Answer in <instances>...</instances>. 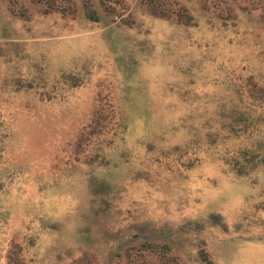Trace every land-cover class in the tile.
Here are the masks:
<instances>
[{
	"label": "rangeland",
	"instance_id": "rangeland-1",
	"mask_svg": "<svg viewBox=\"0 0 264 264\" xmlns=\"http://www.w3.org/2000/svg\"><path fill=\"white\" fill-rule=\"evenodd\" d=\"M163 1L0 0V74L9 70L17 72L16 78L19 70L27 74L29 68H36L37 73V77H26L34 89L0 91V126L14 133V151L7 158L25 168L5 177L0 212L6 214L1 219L15 221L24 229L29 223L21 239L40 243L41 255L51 247L55 264H68L84 252L94 254L93 264H163L154 254L138 256L133 249L149 241L162 256L165 233L164 242L185 264H264V225L257 222L264 212L253 206L263 194L242 179L223 175L214 159L235 144L222 145L215 152L211 146L184 145L182 140L190 139L185 132L163 138V126L156 130L146 126L151 116H163V101L200 99L195 103L199 104L217 92L224 75L242 74L264 84V0H178L207 1L220 7L237 3L260 22L241 27L244 21L238 20L236 25L218 28H211L200 16L202 21L193 18L183 25L154 15L153 11H163ZM171 8L175 19L180 9ZM220 9L211 8L210 16L215 17ZM92 10L95 17H89ZM189 11L186 17L193 15ZM103 42L113 52L117 43L131 46V70L140 73L136 77L141 86L135 91L137 102L129 109L143 116L133 119L124 144L116 142L118 151L109 164L89 167L90 137L84 134L82 141H86L77 147L71 133L102 130L99 135L105 139L109 126L124 124L116 122L123 114L120 105L131 102H126L129 97L123 90L118 97L112 91L117 84L108 77L112 65L98 71L96 59H86L96 50L92 46ZM119 56L123 60L126 54ZM69 57V61L81 60L77 70L85 82H78L84 87L94 85L91 97L98 95L100 108L108 115L107 120L101 119L102 126L90 121V113L98 107L89 109L87 93L77 99L78 105L73 97L60 106L37 101L56 91L54 72L61 68L60 61L69 64ZM218 67L227 72L212 76ZM2 164L1 169L11 167ZM44 211H51L50 217L64 227L60 238L51 236L57 242L49 243L50 236L42 235V225L34 222L40 219L42 223ZM31 215L36 218L31 220ZM10 232L22 235L16 227ZM68 244L69 253L61 249Z\"/></svg>",
	"mask_w": 264,
	"mask_h": 264
},
{
	"label": "trees",
	"instance_id": "trees-1",
	"mask_svg": "<svg viewBox=\"0 0 264 264\" xmlns=\"http://www.w3.org/2000/svg\"><path fill=\"white\" fill-rule=\"evenodd\" d=\"M163 3H165L163 4V11L160 10V13L153 11V14L164 20L174 21L183 25L190 24L189 21H193V18L198 19L197 17L199 16L204 19L203 22L205 24L211 25V28H218L219 25L227 26L229 23H231L232 25H236L235 21L238 20L244 21H241V27H244L246 25V22L250 24L260 23L257 19H253L249 15V10L247 11L245 7L236 5L237 3H230V5L226 4L224 7H220V5L216 3L207 4V1H199V4L198 2L196 4H193L192 2L189 3L187 1V4L178 0H165L163 1ZM87 4L88 2L85 3V9H87ZM172 6H176L180 9V14H176L175 19L171 18V15L173 13L171 8ZM211 8L221 9L215 17H211L209 11ZM190 9L193 11V15L190 16L189 14V16L186 17L185 15L190 12ZM88 13L90 14L89 17H92L95 11L92 10ZM199 20L202 21V19L200 18L198 19V21ZM117 45L119 47L114 46L115 51L113 52L111 50L112 46H107V44L103 42L101 43V45L98 44L97 46H92L93 48H96L94 54L86 55V59L89 62H92L93 58L96 59L95 64H99L98 66H96V69H98V71L105 65H112L113 68L110 72L111 75L108 77H113V79L115 80L114 82L117 83H114V88H112V91L115 92L114 94H116L118 97L119 92L123 90V92L126 94V97H129L126 102L131 101L128 104H122L125 106L120 105L121 109L118 108L119 110L123 111V114L119 115L116 118V122L124 124H118L111 127L109 126L111 130L104 132L105 134H108V136H105V139L101 138V136L99 135L103 134L102 130H89L85 132L80 130V132L71 133L73 135L75 134V145L77 147L82 146L86 141H82V137L84 134L87 133L86 135L90 137L91 151L89 156L87 157V165L89 167H91L93 164H109L108 159L115 156L114 152L118 151L116 150V148L119 147L117 145L124 144L126 142L125 134L129 133L127 131L131 127V122H133V119L139 118V116H143V114H133V112L129 109V105L137 100L135 91H137L139 89V86H141V84L139 83L141 79L136 77L140 76V73L137 74V71L133 73V71L131 70L132 66L130 63V54H133V52L129 51L131 49V46L127 47V42L124 45L120 43H117ZM96 51L100 53L97 54ZM120 54H126L125 59L122 60L119 56ZM69 60L70 57L68 61ZM13 61L14 60L12 59L10 60V62ZM63 62L65 61H60L63 66L59 64L61 68L58 71L54 72L55 77L53 81L54 86H56V91H54V93L48 92L50 94H48L47 97L43 96L42 99H38L37 101H39V103H41L42 105L54 104L55 106H60L64 99L73 97V100L76 101L78 105L77 99L81 98L87 93L88 99L86 100L89 109L98 107L92 113H90V121L94 125L102 126L101 119H103V121L107 120L108 115H105L102 108H100L102 107V105L100 103L101 100L97 98L98 95L95 99L91 97V92L94 85L89 84V86L87 87L86 83L85 87L82 86V83L85 82V80L82 79V76L77 70L78 65L81 63V60L72 58L71 61L68 62L69 64H64ZM138 64L142 65V63ZM62 67H66V69H63ZM35 69L36 68L27 69V74H23L19 70L18 76L16 78L15 76L17 75V72L16 74H11L9 73V70L4 72V69H2L4 75L0 74V91H2L1 89H8V92L11 91L14 93V91L17 89L19 90V92H22L26 88L34 89V84L32 85V83L29 82L31 80L29 78L27 79L26 77H30L32 75L34 77H37ZM226 72L227 70L222 71L219 70L218 67L212 72V76L216 75L217 77H219V75L222 76V73ZM20 77H24L23 80L25 81V84H23ZM119 77L121 78L120 81ZM105 78H107V76H105ZM78 81H82V83ZM222 81L220 87L217 88V92L207 96L206 98L201 100L199 104L195 103L200 99L194 100L181 98L163 101V116H151L149 118L150 121L147 122L146 126H151V129L154 128V130L159 129L160 126H163V130L166 129L163 132V138H165L166 136H177L176 134L185 132L188 134V137H190V139L182 140V142H185L184 145H196L197 147L211 146V149L215 150V152H218V147L222 145L234 143L235 146L229 147V150H225L226 152L222 149L223 152H219V154H216V157H214V159L217 160V167L220 169L223 175H226L233 180L242 179L243 181L247 182L249 188L256 190L257 193L258 191H260L261 194H263L262 198L259 197L258 202L253 206L259 212L262 211L263 213L264 84L257 81L256 79H252L251 77L244 78L242 74L236 75L234 73L230 76L224 75ZM143 85L145 84L143 83ZM158 85H160V82ZM42 87H45V84H43ZM41 88L39 86V89ZM142 89L143 88H141V90ZM167 90L166 93H169ZM50 91H52V89ZM143 91H146V89L144 88ZM15 92L17 93L18 91ZM131 94H133V98H130L132 97ZM178 102H181V104H179ZM189 107H192L193 109L190 108L189 110ZM176 111L182 113L177 114ZM0 127H3V129L0 128V164L3 163L2 165H4L9 163L11 165V167L9 168H0V189H2L4 183H6L5 177L7 178L8 174H10L12 171H16V173L20 174V171L23 172L25 168L18 167L20 166L18 163H14L10 158H7L9 154L14 151V149H12V142L14 141L12 137L14 136V133L6 130L4 126ZM181 129H184L185 131ZM152 134L154 133L152 132L151 135ZM154 139L158 140V138ZM152 143L154 142L152 141ZM112 147L114 148V150H112ZM175 147H177L175 149L178 150L179 146ZM184 153L186 152H182V154ZM118 154L120 157L126 159L122 152H118ZM19 159L24 160V158L20 157ZM14 161L17 160L15 159ZM20 162L23 164L22 161ZM48 186L49 185H46L45 188H48ZM40 187H42V185ZM49 213L52 212H43L42 215L46 216L42 220L43 224L41 223L40 219L36 221L35 216L31 215L28 217H32L31 220L35 219L34 222H36L37 224L40 223V225H42V227H40L39 229L42 235L48 234L50 236V239L52 240L49 239V243L57 242V239L51 236H58L60 238V232L64 227H62L61 222H58V220L56 221V218L52 219ZM1 214L6 213L4 211L0 212V219ZM58 215H60L61 217L59 219H62L63 216L61 214ZM41 217L42 216L38 218ZM3 219H1L0 221V264H55L56 260L53 257V252H51V247L47 251H43V255H41V250L39 251V248L43 249L42 245L38 246L37 248V245H39L40 243H33V238L29 239L28 243H26L25 240L21 239V237L23 238V235H26L25 231L26 229L28 230L29 223H27V225L25 226L26 228L24 229V226H17L15 221H13V223H9L4 217ZM259 219L260 218L257 219L258 224L264 225V216H262L261 221H258ZM53 223H55V228L52 226ZM12 227H16L18 231L22 232V235L19 234V232L11 234L12 232H10V229ZM42 230H46L47 232ZM167 236L168 234H163V245L161 246V250L163 251L162 256L157 249V246L149 241L144 242L138 248L135 247L133 249L134 254L142 256V253L148 252L150 254H154L157 259H162L163 264H185L183 260H181V258L173 255L168 242H164V239H166ZM58 243H60L59 240ZM62 246L63 247L61 249L64 252L70 251L69 244ZM129 252L130 249H127L126 253ZM200 254L203 257H205L204 255H206V253L203 251ZM70 256L74 257L73 254H71ZM94 261L95 257L93 253L84 252L83 254H80L76 256V258L72 259L68 264H93Z\"/></svg>",
	"mask_w": 264,
	"mask_h": 264
}]
</instances>
